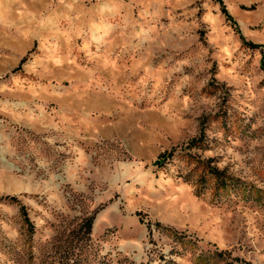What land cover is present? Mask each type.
<instances>
[{"label":"rangeland","instance_id":"374dc122","mask_svg":"<svg viewBox=\"0 0 264 264\" xmlns=\"http://www.w3.org/2000/svg\"><path fill=\"white\" fill-rule=\"evenodd\" d=\"M220 1L0 0V264H264V0Z\"/></svg>","mask_w":264,"mask_h":264},{"label":"trees","instance_id":"16d2710c","mask_svg":"<svg viewBox=\"0 0 264 264\" xmlns=\"http://www.w3.org/2000/svg\"><path fill=\"white\" fill-rule=\"evenodd\" d=\"M214 2L218 3L220 6V12L224 15L225 19L230 23V25H234L233 21L230 19V17L225 13V10L223 6L221 5L220 0H213ZM241 39V38H240ZM241 44L249 49H257L260 54L259 59V69L264 73V46L251 43L249 41H244L241 39ZM202 138L200 135L198 137L191 138L186 142L184 145V148L186 150L191 149H201L202 148ZM175 152V149L170 148L168 151H164L160 153L152 165H154L156 168H161L164 166V164L172 157L173 153ZM183 156H185V160L187 161V164L192 165L191 168H189L187 174L184 175L183 180L189 181L188 175L194 176L193 181L190 183L194 187V194L196 196L200 195L202 190L205 188L204 184L206 181L211 182L210 183V189L212 192V197H225L230 192H235L237 195L239 193L244 192L247 193L249 189L245 188V184H242L237 181V179H234L230 175L226 174L222 169H217L213 165H211L210 159H199L194 158L193 155L189 153H183ZM250 191V190H249ZM0 201L7 202L9 204H15L18 208L19 216L22 220V223L25 225V228L29 231L31 230V224L29 223L26 213L24 211V208L19 205L18 201L12 197V196H2L0 197ZM93 219V215L88 216L82 223L85 231L89 233L91 222ZM215 256H218L220 260H222V264H251L249 261L241 260L238 258H231L229 259L227 252H217Z\"/></svg>","mask_w":264,"mask_h":264}]
</instances>
